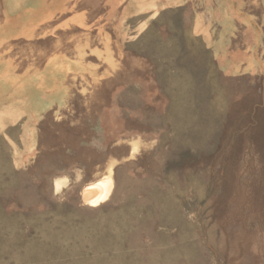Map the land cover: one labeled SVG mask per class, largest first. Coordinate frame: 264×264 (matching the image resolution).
Segmentation results:
<instances>
[{
  "label": "rangeland",
  "instance_id": "obj_1",
  "mask_svg": "<svg viewBox=\"0 0 264 264\" xmlns=\"http://www.w3.org/2000/svg\"><path fill=\"white\" fill-rule=\"evenodd\" d=\"M137 1L77 0L92 24L56 44L78 65L68 103L0 137V264H264V75L223 73L188 10Z\"/></svg>",
  "mask_w": 264,
  "mask_h": 264
},
{
  "label": "crops",
  "instance_id": "obj_2",
  "mask_svg": "<svg viewBox=\"0 0 264 264\" xmlns=\"http://www.w3.org/2000/svg\"><path fill=\"white\" fill-rule=\"evenodd\" d=\"M1 1L0 137L18 145L17 139L31 136L32 123H36L32 136L37 135V129L39 136L46 117L68 103L67 80L78 65L72 53L56 44L64 34L63 27L77 25L76 21L91 25L92 20L89 7L77 6L80 0ZM137 2L144 13L188 10L195 34L202 37L223 73L264 75V61L253 52L257 42L259 51L264 45V0L257 4L253 0ZM205 21H219L218 34L211 26L206 28ZM253 27L263 36L258 41ZM241 31L248 36L242 46L238 44Z\"/></svg>",
  "mask_w": 264,
  "mask_h": 264
},
{
  "label": "bare ground",
  "instance_id": "obj_3",
  "mask_svg": "<svg viewBox=\"0 0 264 264\" xmlns=\"http://www.w3.org/2000/svg\"><path fill=\"white\" fill-rule=\"evenodd\" d=\"M137 150L135 145L132 149V153ZM65 182L62 179L55 180V190L60 191ZM114 181L112 177V171L110 170L109 174L99 179L96 182H93L85 186L82 190V199L83 202L92 207H98L105 203L111 196L113 189Z\"/></svg>",
  "mask_w": 264,
  "mask_h": 264
}]
</instances>
